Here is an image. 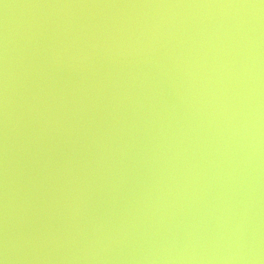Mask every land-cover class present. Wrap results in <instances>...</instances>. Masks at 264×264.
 I'll return each mask as SVG.
<instances>
[{
  "label": "water",
  "instance_id": "1",
  "mask_svg": "<svg viewBox=\"0 0 264 264\" xmlns=\"http://www.w3.org/2000/svg\"><path fill=\"white\" fill-rule=\"evenodd\" d=\"M0 264H264V0H0Z\"/></svg>",
  "mask_w": 264,
  "mask_h": 264
}]
</instances>
